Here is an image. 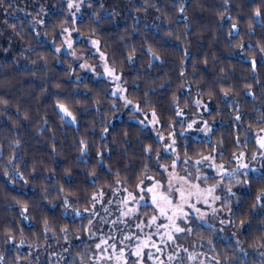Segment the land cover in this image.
I'll return each instance as SVG.
<instances>
[{
	"label": "trees",
	"instance_id": "1",
	"mask_svg": "<svg viewBox=\"0 0 264 264\" xmlns=\"http://www.w3.org/2000/svg\"><path fill=\"white\" fill-rule=\"evenodd\" d=\"M13 1L32 15L36 13L33 6L43 4L45 16L38 15L43 23H34L23 12L12 11L10 0L0 3L1 19L21 50L15 58H0V264H49L46 260L53 256L57 260L53 264H95L90 258L97 256L96 236L108 220L103 222L92 201L94 195L122 187L131 196L144 197L137 187L140 179L144 180L141 188L149 181L146 177L159 181L161 165L170 169L177 156L193 164L212 154L213 146L218 158L229 165L233 153L256 151L254 134L264 128V54L260 51L264 47V0H132L125 14L103 0H85L75 23L66 0ZM181 4L184 13L179 12ZM6 8L13 17H3ZM256 8L261 10L259 17L253 15ZM233 23L237 27L229 35ZM70 26L81 40L75 42L78 53L93 61L99 49L121 77V99L112 95L106 80L88 76L77 81L82 73L74 60L55 51L63 44L62 29ZM93 39L98 41L95 48ZM238 43L243 47H237ZM246 85H251V95ZM222 88L231 89L227 97ZM197 99L201 100L199 109ZM58 103L68 107L76 123L70 117L61 119ZM153 109L160 120L155 124L159 132L171 136L180 132L176 152L167 149V153V142L162 145L156 139L149 124ZM236 115L241 119L236 120ZM193 120L203 126L206 121L209 134H185L188 124H196ZM81 139L87 144L84 157L79 152ZM149 145L152 151L146 155L144 148ZM181 167L182 163L178 171ZM93 171L95 176H90ZM117 179L122 183L117 184ZM214 179L209 177L207 184ZM247 179V184L230 179L217 191L226 196V187L233 186L235 196L229 198L233 219L237 225L245 220L243 228L222 226L219 220L227 219L226 211L216 216L205 212L203 220L196 214L189 224H180L193 228L191 234L180 233L175 242L164 239L159 251L149 254L175 256L164 264H215L216 260L220 264H264V198L257 202V196L264 193V175L248 174ZM66 198L70 201L67 209ZM104 202L119 213L124 206L136 208L122 201ZM22 204L28 206V220L20 215ZM76 211L82 214L77 216ZM152 213V208L141 206L132 218L140 223ZM45 220L50 229L47 238ZM124 223L118 227L108 222L109 230L130 233ZM61 228L68 229L67 241ZM9 233L15 237L12 243L5 242ZM104 246L111 253L110 241Z\"/></svg>",
	"mask_w": 264,
	"mask_h": 264
},
{
	"label": "rangeland",
	"instance_id": "2",
	"mask_svg": "<svg viewBox=\"0 0 264 264\" xmlns=\"http://www.w3.org/2000/svg\"><path fill=\"white\" fill-rule=\"evenodd\" d=\"M36 1V0H35ZM85 0H83L84 2ZM80 0H73V3H79ZM102 2V1H101ZM132 0H103V3H105L109 8H112L113 10L116 11H120L121 13H127L126 10H130V9H126L127 5H131ZM6 3V2H5ZM45 4V3H44ZM69 4V0H66V5L68 6ZM124 4V5H123ZM4 5V4H3ZM43 4H40L36 6V8L33 6L32 10L35 11L37 13H34L32 15V13H28L26 14L23 10H25V6H22L21 4H19L18 2H15L13 0H10L9 6L11 7L12 11H20L23 12V14L25 16H27L29 19H31L34 23L35 20H39L40 17H44L45 16V11H41V9H43ZM123 5V6H122ZM17 7V8H15ZM69 8V7H68ZM45 9V8H44ZM133 9V8H131ZM70 10V17L72 20L75 19V21H77V19L81 16V12L83 10V3L81 4V8L80 11L77 12L75 7L69 9ZM11 11V12H12ZM3 13V17L6 19L8 17H13L9 11V8L7 10L4 9V11H2ZM32 15V16H31ZM38 15L40 16L38 18ZM35 18V20H34ZM69 29V32L71 33V39L73 41V47L72 49H69L67 47V45L64 43L65 39L68 38L69 33H65L63 32L62 34V39H63V44L60 47L61 48V53L70 56L73 60L75 65L80 69L82 75L80 77H78L76 80L80 81L85 79L86 77L90 76L93 79H103L106 80L110 83L111 85V93L113 96L117 97V98H122L123 96V91L124 88L121 85L120 80L119 81H114L110 76H107L105 73V65H107L108 67H110V65L107 63L106 59H101V52L98 50L95 51V56L96 58H94L93 61H89V60H85L82 54L78 53V49L75 47V42L76 41H81L79 40V36L75 35V32L72 31V26L67 27ZM20 47L18 46V41L17 38L15 37V35L9 30V28H7L4 19H1V14H0V58H15V54L17 52H20ZM70 52H75L76 55L73 56L70 54ZM92 55H94L92 53ZM104 56V55H103ZM81 64L86 65V67L81 68ZM115 75L119 76L116 72ZM119 89V90H118ZM115 93V94H114ZM124 103H127L124 100ZM197 105V104H196ZM200 107L197 105V109H199ZM196 116V115H195ZM147 119L149 118L148 116L146 117ZM195 119V117H194ZM194 121V120H193ZM149 123V122H148ZM196 124L193 125V127L190 129H188V125H187V129L185 130V134L186 133H190L193 132L195 134V136H207L209 133H205L203 131V124L201 121H196ZM150 127L153 131V133L156 135V139L159 140V142L162 143V145H164V143L167 142V144H170L169 142H172V140L169 138L171 135H163L161 132L158 131V129L155 127V124H153L150 121ZM181 135L180 132L175 134L174 136L172 135L171 137L174 138L176 140V136ZM164 137V140L161 141L160 137ZM258 136H264V132L261 131H257L254 134V141L256 144V151L252 154L247 153L245 150H240L237 154H239L240 152L244 153V156L240 158V160L238 161L237 159H235L234 157L231 158V161L233 162L232 165H229L228 163H224L222 162L219 158L218 155L219 153H215L213 152L211 155H213L215 157V163L217 165L223 163L225 165V168L228 170V172H231L232 169H238L237 174L235 177L232 176H225L223 178L221 187L217 190L219 191L220 189H222V187L225 186V184L227 182H229L230 179L232 180H238V177H244L245 173L248 174H253V175H258V174H263L264 175V158H262L261 153L264 152V150L260 149L258 143H257V138ZM168 153V150L166 151ZM210 155V154H209ZM255 155V159H253V156ZM208 156V155H207ZM182 163V167L181 170L178 171V169L176 168L175 171L177 174L179 175H185V169H187L188 172H190L192 174V183H200L201 187H208L211 186L212 184L216 183L217 181L221 180V177L218 176L216 174V172L210 168L207 163L201 164L199 166H197L195 164V162L193 164L188 163L187 165L184 164V161L182 159H178V165ZM241 164H247L248 168H242L240 167ZM197 168H199V172L197 171ZM172 171V169L168 168V171H165V168L162 170V176L163 178H161L158 182H160L161 184H163L165 187H167V183H168V173ZM197 175H201V176H208V177H215V179L213 180L212 184H207L206 181H204L203 179H201L200 181H197L195 179V177ZM231 180V181H232ZM156 182L155 179L153 178L152 180H149L146 182V184L144 185L143 189L145 191L142 192V195H144V199H141V195H137L134 197L136 198V202H133L131 197L129 194L127 193L124 188L122 187H118L116 188L114 191L109 192V194H105L103 195L106 200L104 202L103 200V196L101 198L98 197L96 203H97V209L99 211V213L101 214V216L103 217V222L108 220V222L114 223L116 224V226L121 227L122 224L127 221L128 222L124 223V226L126 224L129 225L130 227V233H127L124 230H115V231H111V229L109 230V224L108 222L104 223V226L107 227H103L101 226L102 229H99V235L96 236L97 244H101V251L100 249H98V251H96L97 256H91V261L96 262L95 264H125V261H127V264H136L137 261V257H135L134 255H132V253L135 251L137 244H135V239L139 240L140 242L142 241H148V246L145 247L143 250L146 256H142L140 258V264H160V261H163L165 263H168V256H151V258H149V252H152L154 250L158 249V245L160 244L161 241H163L164 239H167V237L164 235L165 229L161 228L159 229V231L157 230L155 225L152 226H145L147 223L146 219H140V223H137L136 221L133 220L132 215L133 213H130L128 216H122L121 213L122 212H127L128 208H126L124 206V209L121 213L120 210L119 212L117 211V209L115 207L108 208L103 204L111 201V202H124L126 199L128 200V205H134V209H138L141 206L144 207H150L153 210V213L150 214L148 217V219H150V217L153 214L159 215V213H154V208L152 205V201H151V196L150 194H148L146 192V189L148 187H151L152 184ZM217 194V192H216ZM218 195V194H217ZM121 202V203H122ZM103 205V206H102ZM202 212H207V214L209 216H214L211 213V208L205 206L204 204H199L197 205ZM215 207H217V202L214 205ZM95 209V210H97ZM191 211V210H188ZM88 211L84 210L83 215L86 217L87 216ZM82 213H80L81 215ZM109 215V216H108ZM108 216V217H107ZM190 217H196V213L195 212H191V216ZM121 219H125V221L120 222ZM146 220V221H145ZM141 221H144V224H141ZM120 222V223H119ZM182 222V221H181ZM180 222V224H181ZM167 221L163 218L160 217L157 221V224H166ZM138 224H141V227H137ZM100 225V223H99ZM130 237V240H126L125 237ZM106 241L111 243V245H115V249L112 248L111 253L108 254V252H110V248L106 249L105 248V243H101V241ZM126 243V244H125ZM153 245H155V247H153ZM121 249H126L123 250V256H121ZM117 251V253L115 251ZM54 255V254H53ZM59 256V254H58ZM117 257H119V260H117ZM193 257V256H192ZM56 256H53L52 259H50V257L46 260V262H48L49 264H53V259L55 261H57ZM41 264V263H38Z\"/></svg>",
	"mask_w": 264,
	"mask_h": 264
},
{
	"label": "snow or ice",
	"instance_id": "3",
	"mask_svg": "<svg viewBox=\"0 0 264 264\" xmlns=\"http://www.w3.org/2000/svg\"><path fill=\"white\" fill-rule=\"evenodd\" d=\"M225 2L227 3V0H225ZM0 3H3V0H0ZM83 3V0H80L79 3H73V0H69V4L68 7L69 9L75 7L76 11L79 12L80 8H81V4ZM91 6V5H90ZM101 7H103V5H101ZM41 11H43V9H41ZM185 8L183 6V4H181L180 8H179V12L180 13H184ZM253 15L256 17H259L262 15L261 10L259 8H256L253 12ZM221 18H223L225 16L224 12L220 13ZM228 19H232L230 16L228 17ZM35 20V18H34ZM185 20H187V16H185ZM36 23H43V21L41 20H35ZM73 23H75V19L73 20ZM10 27H14V25H10ZM237 25L235 23L232 24L231 26V30L229 32V35H231L232 31H234L236 29ZM249 27L251 28V24L249 25ZM63 32L65 33H69L68 38L65 39L64 43L67 45V47L69 49H72L73 47V41L71 39V33L69 32L68 28H63L62 29ZM72 31H76L75 28L72 29ZM91 44L92 46L95 48L98 46V41L93 39L91 40ZM237 47L242 48L243 45L242 43H238L236 45ZM259 46V45H258ZM57 53H59L61 51L60 47H57L55 50ZM260 51L262 54H264V47L260 48ZM71 55L75 56L76 53L75 52H70ZM153 56H155V53H151ZM185 55H187V51H185ZM156 59H159L158 56H155ZM101 59H105V57L103 56V54H101ZM129 61H131L133 59V56L130 54L128 57ZM204 63H207V60L204 61ZM86 67V65L81 64V68ZM252 67H253V71L255 70L256 67V62L255 60H252ZM105 73L107 76H110L114 81H119L121 79L120 76L115 75V69L113 67H108L107 65H105ZM185 73L182 71L181 72V76H184ZM246 87L249 89V95H251V85H246ZM119 90V89H118ZM223 95L225 97H227L229 95V92L231 91V89H221ZM115 94V93H114ZM209 96L211 98V93H209ZM174 101L178 103V101L176 100V98L174 97ZM195 103L197 105H200L201 100L197 99L195 101ZM57 107L59 108L60 112L63 113V116L61 117V119H63V117H70L72 123H76V117L73 115V113L71 111H69L68 107L63 104V103H58ZM137 110H139V107L137 106ZM239 111V109H237V112ZM176 115L179 116L181 115V111L178 110L176 112ZM236 120H240L241 116L240 115H236L235 117ZM151 122L153 124L159 123V117L156 113V111L153 109L152 111V116H151ZM193 123H195V121H193ZM204 128L203 131L205 133H208L211 131V128L208 126L207 122H204ZM193 127V124H188V129H191ZM104 132L108 131V128L105 127L103 129ZM261 132H264V128H262L260 130ZM183 134V133H182ZM127 135V134H125ZM174 136V134H173ZM172 142L171 144H168L166 146V150L170 149L172 152H176V148L174 147V145L176 144V141L174 138H172L171 136L169 137ZM161 141L164 140V137H160ZM239 142V137H237V143ZM18 143V142H17ZM257 143L260 147V149L264 150V136H258L257 138ZM215 146H213L212 151L215 152ZM53 151H55V148H53ZM152 151L151 146H146L144 148V153L146 155L150 154ZM79 152H80V156L84 157L87 154V144L86 141L81 139L79 142ZM185 155L187 156V153H185ZM222 155V154H221ZM233 157L235 159H237L238 161L240 160L241 157L244 156L243 152H240L239 154L237 153H233L232 154ZM97 156H100V152H97ZM262 158H264V152L261 153ZM255 155L253 156V159H255ZM178 159L179 157L177 156L175 159L172 160L171 163V169L172 171H170L168 173V183H167V187H165L163 184H161L160 182L156 181L152 184L151 187H148L146 189V192L148 194H150L151 196V201H152V205L154 208V213H159V215L153 214L150 219L147 220V223L145 226H152L155 225L157 230L159 231V229L163 228L165 229L164 235L167 237V241L169 242H175V239L177 237L178 234L180 233H188L191 234L193 231V228L191 227H181L180 226V222L182 221L185 225L189 224L190 221V216H191V212H195L197 214V219L203 220L206 216L205 212H202L201 209L197 206L199 204H204L205 206L211 208V213L216 216L217 214L221 213V212H227V219L224 218H220L219 223L222 226L225 225H231L233 227H236L238 230L240 228H243L244 224L246 223L245 220H240L239 224L237 225L235 220L233 219V207H232V203L231 200L229 199L232 196H235V193L232 191V185H228L225 189L227 195L226 196H221V195H217L216 192L217 190L221 187L223 178L225 176H232L235 177L237 174L238 169H232L231 172H228V170L225 168V165L223 163L217 165L215 163V157L213 155H208V156H201L200 159L195 161V164L197 166L207 163V165L212 168L216 174L218 176L221 177L220 181H217L216 183L212 184L211 186L208 187H201L200 183H192V174L190 172L187 171V169H185V175H179L176 173L175 169L179 166L178 165ZM157 161H159V152L157 153ZM11 163V161H9ZM99 163V161H98ZM189 163V159H185L184 160V164H188ZM161 167L165 168V171H168V168L166 166L161 165ZM240 167L247 169L248 165L247 164H241ZM145 169H147V163L145 164ZM197 171L199 172V168H197ZM66 172L70 173V170H66ZM90 176H95V171L90 172L89 173ZM117 177L119 176V174H116ZM245 179L243 181L237 180L236 183L240 184V183H245L247 184L249 181L247 179V174L245 173ZM149 180H152L153 177H146ZM195 179L197 181H200L201 179H203L204 181H207L209 179L208 176H201V175H197L195 177ZM27 183V181H26ZM122 183L119 179H117V184ZM144 180L140 179L139 183L137 184V187L140 188V190L143 192L145 191L143 188H141V185H143ZM61 191H63V188H61ZM100 197H102L104 195L103 192H100L98 194ZM131 196V194H129ZM262 198H264V193H262L261 195L257 196V202H260L262 200ZM98 197L96 195H94L92 197V201L95 202L97 201ZM133 202H136V198L133 196L131 197ZM141 199H144L143 196H141ZM216 202H220L221 207L217 208L214 205L216 204ZM109 203H111V201H109ZM125 205L128 204V200L126 199L123 202ZM64 207L67 209L70 201L66 198L63 201ZM262 207H264V204H261ZM255 207V205L253 206ZM87 210V209H86ZM191 210V211H188ZM137 211L136 209L133 208H128L127 212H122L121 215L122 216H128L130 213H133ZM28 212V206L26 204H22L21 205V211H20V215L25 219L28 220L29 217L27 215ZM76 215L79 216L80 213L79 211H76ZM160 217H163L167 223L166 224H157V221ZM92 221L89 220V224H91ZM141 224H144V221H141ZM141 224H138L137 227H141ZM50 229L48 228V222L47 220L44 221V232H45V238H47V232ZM87 230V229H86ZM221 231H223V228H221ZM60 232L64 235V239L65 241H67V232L68 229L67 228H61ZM23 233L21 232V235ZM233 235H235V233H233ZM126 240H130V237H125ZM15 237L13 235H11L10 233L7 234V239H6V243H12L14 242ZM24 243L23 240H21L20 244L22 245ZM101 243H106V241H101ZM209 244H211V240L208 241ZM148 246V241H142L141 243L137 244L135 251L132 253V255H134L135 257H137V261L136 264H140V258L143 255V249L145 247ZM20 245H17V248H19ZM31 247V245L29 246ZM115 245H112V248L115 249ZM153 247H155V245H153ZM97 249L101 248V244H97L96 245ZM159 251V249H157ZM180 251V247H177V252ZM183 251L187 252V249H183ZM121 256H123V249H121ZM149 258H151V254H149ZM173 259H175L174 255H169L168 256V260L172 261ZM189 259H193V257L190 255ZM117 260H119V257H117ZM0 261H3V256L0 255ZM17 261H19V257H17ZM81 264H84V262L82 261ZM125 264H127V261H125ZM160 264H164L163 261H160ZM215 264H220L219 260L215 261Z\"/></svg>",
	"mask_w": 264,
	"mask_h": 264
}]
</instances>
